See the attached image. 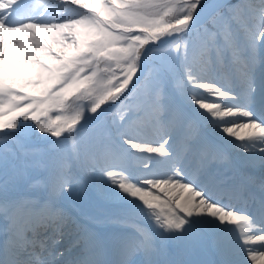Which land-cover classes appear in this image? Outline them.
<instances>
[{
	"label": "snow or ice",
	"instance_id": "obj_1",
	"mask_svg": "<svg viewBox=\"0 0 264 264\" xmlns=\"http://www.w3.org/2000/svg\"><path fill=\"white\" fill-rule=\"evenodd\" d=\"M230 153L264 167V0H0V174L31 157L44 192L0 183V264H164L170 242L264 264V181L256 195L227 176ZM97 171L154 230L105 235L65 213ZM65 227L81 253L68 262Z\"/></svg>",
	"mask_w": 264,
	"mask_h": 264
},
{
	"label": "rangeland",
	"instance_id": "obj_2",
	"mask_svg": "<svg viewBox=\"0 0 264 264\" xmlns=\"http://www.w3.org/2000/svg\"><path fill=\"white\" fill-rule=\"evenodd\" d=\"M258 75H259V72H258ZM212 99L214 98L208 97L209 101H211ZM33 148L39 149L40 151H44L46 150L47 145H40L36 141L29 145L30 150ZM233 154L234 153L229 154L228 161H231ZM240 160H239V163H235V165L237 166L236 168L232 167L231 162L223 166L226 170L227 176L236 178L238 173L236 174L235 171L241 170L244 168H245L244 169L245 174L249 176V174L252 172L259 173L260 170L263 168V167H260L259 162L256 163V165L258 166L256 165L252 166L251 164H248L247 162H245V160H243L242 158ZM97 174H101V173L97 171L95 174L89 176L90 177L89 181L92 183L93 187H97V186L99 187V185H105V184H101V182L97 180H94L95 175ZM41 175L42 174H41L40 169L35 166V164L33 163V159L31 157H29L27 160L22 157L19 161L16 162L15 168H13V165H9L7 173L0 174V183H4V182L7 183L8 192L11 195H18V196H30L31 195L30 197L41 198L44 195V192L41 189L34 186V182L38 180V178L40 179ZM262 177L264 178V175H262ZM83 185H84L83 183L81 185H76L70 194L60 198L61 200H59V204L64 209L65 213H69V216L71 217H76L79 223L86 225L87 227L89 226L90 228L95 229L97 232L105 234V235L118 234V233L124 232V228L122 230L120 229L121 227L131 228L133 226L131 224L133 222L131 219L133 218L131 217L130 214L128 216H130L131 218H128L127 216H123V213L119 211V207L116 206L115 204H112L107 199L105 202L107 206L104 205L103 207L102 203H99V201L95 197L92 190H89V189L87 190ZM109 204H112L111 207L108 206ZM114 209H116L117 211ZM117 216L125 217L127 223L125 224L115 223L113 221V218ZM141 216H142L141 218L144 220L145 217L143 215ZM150 222L151 221H149V223ZM9 229H10V225L8 221L4 219L3 217H0V241L1 242H4L7 240L6 235L10 233ZM71 238L72 237H64L62 244L59 245L58 247L62 250H65V251L68 250L72 252V250L74 249L72 248V246L71 247L65 246L68 242L71 241L70 240ZM208 246H209L208 242H206L204 244V249H206L209 252ZM210 246L212 247L211 243H210ZM108 254H110V257L109 256L106 257V254H105L102 257V259L106 261V258H107V260H109L108 264H115V261L118 259V256L115 255L114 253H108ZM194 257L195 256L191 258L187 257V260L190 261L191 259L193 261ZM136 258L137 259L140 258L141 260V257L139 256L133 257L134 260H136ZM201 261H202V258L200 259V262ZM201 264H205V262L202 261Z\"/></svg>",
	"mask_w": 264,
	"mask_h": 264
},
{
	"label": "bare ground",
	"instance_id": "obj_3",
	"mask_svg": "<svg viewBox=\"0 0 264 264\" xmlns=\"http://www.w3.org/2000/svg\"><path fill=\"white\" fill-rule=\"evenodd\" d=\"M234 156H237V157H239V158H242L240 155H237V154H234ZM230 157H232V156H230ZM231 159V158H230ZM241 161V160H240ZM244 164V163H243ZM241 165V164H240ZM230 166V165H229ZM256 166H258V165H256ZM237 167V166H236ZM31 168V167H30ZM242 168V167H241ZM251 168V167H250ZM229 169V168H228ZM245 169V168H244ZM257 169H258V167H257ZM29 171H31V170H29ZM230 171V170H229ZM27 172V171H26ZM235 173L237 174V171H235ZM262 173H264V167L260 170V172L259 173H252V174H250L249 176H251V177H253L254 178V181H255V183L253 184V188L258 192V188H257V186H256V184H259L261 181H264V178L262 177V175H264V174H262ZM36 174V173H35ZM37 176V175H36ZM35 176V177H36ZM23 177V176H22ZM89 178L90 177H88L84 182H83V186L88 190H92V192L94 193V195H95V197L97 198V200L99 201V203H105L106 202V198H105V185H99V187L97 186V187H93L92 186V183L89 181ZM22 179V178H21ZM39 179V178H38ZM94 180H97V181H99V182H101V184H105V177L102 175V174H97V175H95V179ZM16 181V180H15ZM20 181V180H19ZM16 183V182H15ZM79 185H81V184H79ZM14 186V185H13ZM16 186V185H15ZM95 186H96V184H95ZM15 188V187H14ZM41 192V191H40ZM31 196V195H30ZM139 203V202H138ZM113 204V203H112ZM112 204H109L108 206H110L111 207V205ZM97 205V204H96ZM103 206V205H102ZM105 206H107V204L105 205ZM236 207H241V205L240 204H236L235 205ZM104 207V206H103ZM114 210H116V209H114ZM113 210V211H114ZM117 211V210H116ZM119 211L120 212H122L123 213V216H127L128 218H133V219H141V213H138V212H135V211H126V210H124V209H121L120 207H119ZM118 211V212H119ZM110 213V212H109ZM111 213H112V211H111ZM110 213V214H111ZM113 213H115V212H113ZM118 214V213H117ZM131 215V217L130 216H128V215ZM144 216V215H143ZM145 217V216H144ZM145 219H146V217H145ZM144 219V220H145ZM131 223V222H130ZM151 223V222H150ZM133 225V224H132ZM137 225H140L139 224V221H137ZM69 232H70V227H68V228H65L64 229V235H69ZM73 239H74V237H73ZM72 239V240H73ZM175 243L177 244V246H175ZM70 244H72V241H70L67 245H70ZM5 245V244H4ZM209 247V246H208ZM166 249H168V250H166L162 255H161V259L158 257V259H160L161 261H163L164 262V264H183V262H187L188 260H187V257L188 258H191V257H193V256H195L194 257V261H196L197 262V264H199L198 263V258H202V261L203 262H205V264H213L212 263V260H211V257L203 250V249H201V248H199V249H197L194 253L193 252H189V251H186L185 250V248L179 243V242H170L169 243V248H168V246L166 247ZM206 250V249H205ZM80 251V250H79ZM207 251V250H206ZM2 253H3V250L2 249H0V255H2ZM72 255L73 254H69V255H66V256H64V258L62 259V261L63 262H67V261H69L71 258H72ZM78 257H76V258H74V259H72V261L73 260H75V259H77ZM200 258V259H201ZM136 260H137V264H139V261H140V258H136ZM187 260V261H186ZM190 261H192L191 259H190ZM201 261V262H202Z\"/></svg>",
	"mask_w": 264,
	"mask_h": 264
}]
</instances>
